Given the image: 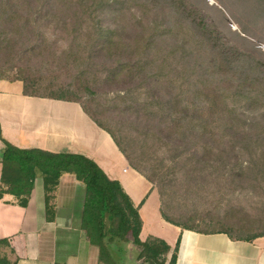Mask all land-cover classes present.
Here are the masks:
<instances>
[{"label": "trees", "instance_id": "1", "mask_svg": "<svg viewBox=\"0 0 264 264\" xmlns=\"http://www.w3.org/2000/svg\"><path fill=\"white\" fill-rule=\"evenodd\" d=\"M126 2L0 0L1 55L11 49L31 53L42 39L41 25L53 21L55 25L62 22L67 53L77 56L63 58V62L80 60L75 67L79 68L75 82L58 88L46 86L41 91L35 77H6L1 59L0 77L21 80L25 95L80 103L111 135L129 164L151 183L156 180L141 167L143 160L131 140H121L124 136L119 138L90 111L91 98L114 91L116 96L109 100L108 110L124 117L132 113L144 121L145 134L153 136L145 140L154 144L163 139L170 145L166 150L175 164L194 160V166L201 169L194 168L193 177L204 176L203 170L214 161L228 167L230 157L247 155L246 167L232 172V178L238 184L253 185V180L264 175V61L228 40L222 41L221 33L212 24L207 25L201 9L188 0H139L149 10H160V26L145 24L144 31L127 34L126 26L116 18ZM252 2L254 10L264 15V0ZM109 17H115L110 25L106 24ZM142 19L136 18L135 24ZM245 111L253 113L249 121L244 119ZM118 131L121 133V128ZM0 139L4 143L0 199L9 194L15 204L26 207L40 173L46 220L53 221L59 178L64 173L73 174L85 188L81 229L85 239L97 247L99 262L122 264L126 244L131 242L137 247L141 264H176L179 242L172 248L154 235L141 240L139 206L133 204L121 183L109 178L91 158L79 153L18 148L4 140L1 132ZM242 174L246 176L242 178ZM158 191L162 217L181 229L225 233L232 240L245 241L264 235V231L236 235L225 226L198 227L193 215L168 213V206H162L164 190ZM236 226L244 231L247 225ZM0 246L9 247V243L0 239ZM0 264H9L5 255L0 254Z\"/></svg>", "mask_w": 264, "mask_h": 264}, {"label": "crops", "instance_id": "2", "mask_svg": "<svg viewBox=\"0 0 264 264\" xmlns=\"http://www.w3.org/2000/svg\"><path fill=\"white\" fill-rule=\"evenodd\" d=\"M0 132L18 148L91 158L139 206L141 240L154 235L172 248L179 242L176 264H264V235L252 241L232 240L225 233H201L167 222L160 212L157 189L129 164L111 135L80 103L25 95L21 80L0 77ZM3 150L0 139V160ZM44 195L38 173L26 207L15 204L9 194L0 199V239L9 243L5 246L9 264H103L98 261L97 247L81 229L84 185L73 174L61 175L54 191L53 221L46 220ZM130 248L126 246V252ZM126 252L122 264H141L137 252L133 256Z\"/></svg>", "mask_w": 264, "mask_h": 264}, {"label": "rangeland", "instance_id": "3", "mask_svg": "<svg viewBox=\"0 0 264 264\" xmlns=\"http://www.w3.org/2000/svg\"><path fill=\"white\" fill-rule=\"evenodd\" d=\"M188 1L201 9L204 22L207 25L212 24L221 33L222 41L228 40L264 61V15L261 10H254L255 2H252L254 0L250 2L248 0ZM145 12L148 13L145 14ZM140 16L143 19L135 24V19H139ZM113 18L115 19V17L107 18L106 24L110 25ZM116 18L118 22L126 26L127 34H131L141 32L142 29L144 31L145 24L146 27L153 24L160 26L161 17L160 10H149L143 4L140 5L139 0H127L122 13ZM40 29L42 39L31 53L22 50L16 52L11 49L4 55L0 54V59L6 68L5 76L35 77L41 91L43 88H58V86L75 82L79 70L75 67L79 66L80 60L63 62V58H77V56L67 53L68 41L62 22L57 25L53 21L49 24L45 23ZM32 39L37 38L32 36ZM108 92L91 98L92 102L88 104L89 109L114 130L119 138L124 136L121 140H131L136 154H140L139 158L143 160L141 167L145 172L152 174L156 180L152 184L156 189L164 190L162 206L164 209L168 206L169 210H166L168 213L173 216L181 212L190 214L196 218L195 223L198 227L225 226L233 230L232 233L236 235L241 233L247 236L264 231V175L260 176L262 178L257 177L253 180V185L238 184L232 178V172L246 167L249 160L247 155L240 158L230 157L228 167H224V163L218 165L219 163L216 164L214 161L210 166L205 167L204 176L196 174L193 177L191 174L194 172L193 169H201L199 166H194V160L183 163L179 161L175 164L172 154L166 150L170 148V145L162 142L163 139L155 141L154 144L151 140H145L153 136L145 134L144 121L140 122V119L132 113L124 117L118 116V111L108 110L109 100L116 96L114 91ZM83 98L86 100L85 95ZM244 115H246L244 119L249 121L253 113L245 111ZM119 127L122 130L121 133L118 131ZM231 163H234L233 167ZM237 224L247 226L244 227V231H239ZM126 246L132 247L126 252L127 256L130 254L133 256L134 252L138 253L137 247L131 242ZM0 254L7 256L5 246H0ZM9 262L12 261L9 260Z\"/></svg>", "mask_w": 264, "mask_h": 264}]
</instances>
